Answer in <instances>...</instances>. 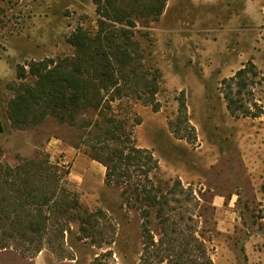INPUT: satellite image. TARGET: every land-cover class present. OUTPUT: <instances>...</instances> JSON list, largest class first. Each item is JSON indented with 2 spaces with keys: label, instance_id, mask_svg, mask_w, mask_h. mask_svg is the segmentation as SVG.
<instances>
[{
  "label": "rangeland",
  "instance_id": "374dc122",
  "mask_svg": "<svg viewBox=\"0 0 264 264\" xmlns=\"http://www.w3.org/2000/svg\"><path fill=\"white\" fill-rule=\"evenodd\" d=\"M98 17L93 0H0V161L14 166L22 158L50 156L82 204L106 214L94 239L81 240L79 225L73 223L62 247H45L37 254L0 249V264L141 260L143 218L127 206L121 187L105 183V167L95 160L96 167L86 171L73 158L59 164L64 153L56 144L68 143L86 154L87 132L96 138L98 130L72 127L52 116L37 126L16 129L7 114L11 86L19 82L17 66L72 55L71 33L78 26L95 31ZM136 36L145 69L158 76L155 97L160 106L155 109L133 93L114 102V112L130 124L141 118L134 137L159 158L161 176L180 178L193 187L201 201L199 233L209 248L216 240L232 264H264V113L258 118L232 116L221 92L222 80L250 61L264 74V0H168L158 20H137ZM182 91L196 129L194 142L176 137L170 126L177 120ZM255 95L264 106V84L256 87ZM92 116L91 111L83 115ZM218 194L237 198V224L231 232L217 230L212 200ZM150 220L157 235L155 213Z\"/></svg>",
  "mask_w": 264,
  "mask_h": 264
},
{
  "label": "trees",
  "instance_id": "16d2710c",
  "mask_svg": "<svg viewBox=\"0 0 264 264\" xmlns=\"http://www.w3.org/2000/svg\"><path fill=\"white\" fill-rule=\"evenodd\" d=\"M167 1L93 0L97 29L78 26L71 33L72 55L17 66L19 82L11 86L7 114L16 129L37 126L52 116L72 127L98 130L96 138L87 132L85 153L105 167V183L121 187L127 206L140 211L144 246L139 264H213L208 242L199 233L201 201L193 187L180 178L164 179L159 158L134 137L141 118L130 124L113 108L114 102L133 93L159 108L158 76L145 69L136 25L138 19L158 20ZM260 84L264 74L252 61L222 80L232 116H262L264 106L255 95ZM178 104L172 131L194 142L196 129L183 91ZM89 111L93 116L84 118ZM3 130L0 120V133ZM64 177L50 156L22 158L14 166L0 161V249L31 254L45 247L55 250L64 245L73 223L79 225L81 240L94 239L106 214L86 208ZM152 213L159 224L157 235L150 226Z\"/></svg>",
  "mask_w": 264,
  "mask_h": 264
},
{
  "label": "crops",
  "instance_id": "0c3cea01",
  "mask_svg": "<svg viewBox=\"0 0 264 264\" xmlns=\"http://www.w3.org/2000/svg\"><path fill=\"white\" fill-rule=\"evenodd\" d=\"M54 147H57L58 152L64 153L67 158H73L74 165L78 168L83 167L86 171H89L92 167H96L92 162L95 160H91L86 154L78 151L74 146L68 143H59ZM103 174L105 173L104 170ZM236 200L235 195H231L230 197H226L223 195H215L213 197L212 203L215 207V219H216V227L218 231L221 232H231L235 225L237 224V210H236ZM213 250L211 249V257L213 260V264H232L233 261L228 256H223V246L213 240L211 242ZM215 246V248H214Z\"/></svg>",
  "mask_w": 264,
  "mask_h": 264
},
{
  "label": "built area",
  "instance_id": "2783aa9c",
  "mask_svg": "<svg viewBox=\"0 0 264 264\" xmlns=\"http://www.w3.org/2000/svg\"><path fill=\"white\" fill-rule=\"evenodd\" d=\"M66 163H68V159L65 155L62 156L61 160L59 161V164H63L65 165Z\"/></svg>",
  "mask_w": 264,
  "mask_h": 264
}]
</instances>
